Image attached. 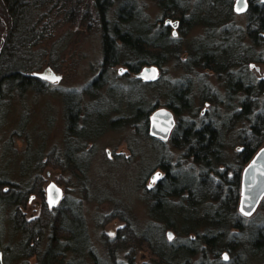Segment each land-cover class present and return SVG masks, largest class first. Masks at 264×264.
Segmentation results:
<instances>
[{"label":"trees","instance_id":"1","mask_svg":"<svg viewBox=\"0 0 264 264\" xmlns=\"http://www.w3.org/2000/svg\"><path fill=\"white\" fill-rule=\"evenodd\" d=\"M155 1L163 15L181 20L182 28L189 30L196 24H202L215 28L213 34L217 36V25L230 19L234 12L233 0H202L204 2L199 8L207 3L212 13L218 15L209 24L204 19L212 18L206 16L203 10L201 15L196 13V7L186 16L191 9L189 0ZM82 5V0H0V124L12 102L23 99L28 93L37 94L50 89L49 82L34 76V73L44 63V55L39 48L50 34L49 24L54 11L57 23L60 19L75 22L86 16H95L102 32V72L82 89L83 93L93 94L101 86L98 82L105 70L120 64L123 59L135 74L146 66H163L170 56L181 62L188 73L198 67L214 73L223 81L226 92L219 99L217 92L208 88L209 91L202 93V100L225 104V114L215 112L208 119L196 120L190 78L172 84V91L166 95L165 106L178 118L170 143L183 149L185 156L192 158L193 165L200 167L199 171L192 174V181H184L177 171L181 163H177L173 170L169 160L163 157L159 167L164 170L165 176L152 189H145L152 203V217L163 223L161 227L176 230L187 239L182 244H168L164 238L148 234L141 235L140 239L150 243L158 264H189L192 256L199 252L198 244H204L205 249L203 262L197 264H207L205 258L208 253L217 258L224 250L234 251L241 241L236 234H231L232 229L241 234L247 232L250 226L244 224L236 206L240 195V170H232L225 161V131L232 124L248 125L239 132V141L244 145L242 152L237 154L241 166L252 159L264 139V79H255L248 69L250 63H264V0H252L246 14L245 29L234 25L222 28L219 33L225 40L222 43L227 44L231 39V46L214 44L210 48H202L197 44L188 51L189 57L185 60H181L179 46L170 36L169 28L162 26L154 30L155 26L145 16L138 0H91ZM83 8L86 9L85 15H82ZM113 10L114 17L111 16ZM246 38L248 42H245ZM135 81L142 82L140 79ZM155 83L147 82V85L155 87L159 84ZM79 94L76 90L71 91L66 100L65 150L59 154L50 152L46 161L42 154H38L37 161L35 159L33 163L40 171L45 165H54L62 169L72 168L76 175L83 176L84 160L93 151L91 148L90 152H86L88 145L96 142L103 129H99L100 119L89 121ZM157 108V105H141L128 116L109 117L106 123L111 128L136 126L138 131L148 134L150 115ZM185 114L190 117H185ZM26 122L24 118L22 128ZM17 131L21 136L23 131ZM222 165L226 169H221ZM228 169L233 173L231 178L227 177ZM13 186L0 192V222L6 209L12 208L13 228L21 237L15 244L3 247L7 263L22 261V264H30L31 258H34V264H104L92 247L79 201L68 196L57 207L44 203L41 214L27 220L20 214V207L30 193L37 191L43 195L42 187L38 185L37 178L23 187ZM167 211H175L179 215L167 217ZM112 214L108 220L118 217L116 212ZM256 227L257 231L248 244L264 253V223ZM134 232L129 225L120 231L125 237L120 235L111 240V244L125 247L131 242L129 239L137 238L138 234ZM0 234L3 237L2 223ZM190 235H195L198 242H194ZM110 264L134 262L133 259L127 262L112 260Z\"/></svg>","mask_w":264,"mask_h":264},{"label":"rangeland","instance_id":"2","mask_svg":"<svg viewBox=\"0 0 264 264\" xmlns=\"http://www.w3.org/2000/svg\"><path fill=\"white\" fill-rule=\"evenodd\" d=\"M90 1L82 0L83 5H87ZM138 1L149 22L155 26L154 30H159V27L162 26L169 28L170 36L179 46L178 52L181 54V60L188 58V51L197 44L202 48H210L214 44L231 46V39L226 44L222 43L225 40L219 36L223 27L234 25L242 30L246 27L247 16L233 12L230 19L217 25L218 36L213 34L215 28L202 24H196L186 30L185 27H181V20L163 15L157 1ZM235 1L233 0V8ZM203 2L202 0H189L191 9L187 11L186 16L188 17L191 10L196 7V13H203V10L206 16L212 18L204 19L211 24V21L215 20L218 15L212 13L207 3L199 8ZM114 10L111 13L112 17H114ZM85 11L86 9L83 8L82 15L86 14ZM54 14L56 15V11ZM55 15L51 17L49 24L50 34L39 48L40 53L44 55V63L37 72L51 68L61 76V80L55 83L49 82V90L37 94L28 93L23 99L18 98L12 102L6 115L2 118L0 124V184H2V188L0 187V192L14 187L13 185L23 187L25 184H31L37 178L43 195L37 191L30 193L25 204L20 207V214L27 220H33L41 214L43 204H49L47 188L51 183H55L62 190L63 199L61 201L69 196L72 200L80 202L92 247L99 258L103 259L104 264H110L112 260L127 262L129 259H133L134 264H158L157 258L152 255L154 253L150 248V243L140 239L141 235L160 236L168 244H182L187 238L176 230L161 227L163 223L152 217L150 213V204L152 203L149 196L146 195L145 189H152L165 176L164 170L159 167V161L163 157L169 160L173 170L177 163H181L177 171L184 181H192V174L198 172L200 167L193 165L192 158L185 156L183 149L173 147L170 139L162 141L152 137L150 132L146 134L145 131H138L136 126L131 125L111 128L108 127L106 119L128 116L141 105L144 107L153 105H157L158 108L167 107L165 106L166 95L172 91L174 87L172 84L186 78H190L193 83L192 97L197 121L208 119L214 116L215 112L225 114V104L218 105L202 100V93L209 91L208 88L217 92V98H223L226 92L222 84L223 81L219 80L214 73L205 72L199 67L194 72L188 73L181 62L170 56L163 66H157L159 76L155 82L159 84L153 87L147 85V82L138 74L133 73L123 59L120 64L105 70L98 82L101 86L96 88L97 90L95 89L93 94L83 93L82 89L94 82L102 72V32L95 16H86V18H80L75 22L61 20L60 18L63 17L61 16L57 23ZM169 19L172 22L178 21L179 25L177 27L171 24L166 25V21ZM245 42H248L247 38ZM259 49H257L258 54ZM250 64H254L252 69L250 67L248 69L255 79H264V63L253 62ZM135 79H140L143 83H138ZM75 90L80 92L79 95L86 107L85 112L88 114L89 121L100 119L99 129L102 128L103 132L97 136L96 142L88 145L86 152L88 150L90 152L91 148L93 151L90 155H86V161L84 160L86 165L82 177L76 175L69 167L62 169L54 165H45L40 171L35 168L33 163L35 159L37 161L38 154H42L43 160L46 161L50 152L59 154L65 150V105L70 92ZM184 116L190 117L189 114ZM24 118L27 122L22 128L21 122ZM176 119L178 120L177 117ZM232 125L225 131L223 153L226 163L230 164L232 170H240L239 191L241 193V173L245 164L241 166L237 157V154L244 148V145L239 141V132L244 127L246 129L248 125L238 123ZM17 130L23 131L20 133L21 136ZM93 134L95 135L96 132ZM82 141L83 139L78 143ZM263 147L264 139L257 151ZM220 168L226 169L225 165ZM157 173H160V176L156 180H152V177ZM232 176L233 173H230L228 169L227 177L231 178ZM3 180L6 183H3ZM216 180L217 182L221 181ZM239 205L240 195L236 205L238 211ZM12 211V208L6 209L2 217L3 221L0 222L3 230V237L0 234L2 247L15 244L21 238L20 233L14 231L11 220ZM114 212L118 217L108 220V217ZM239 214L244 219V224L250 226L247 232L241 234L232 229L231 234H236L240 239V246L232 252L222 251L217 258L214 254L208 253L205 263L264 264L262 250L250 247L248 244V240L257 231L256 226H262L264 223V199L252 216H243L240 211ZM175 215L179 214H176L175 211L165 212L167 217ZM129 225L135 230L134 233L138 234L137 238L129 239L131 242H128L130 244L125 247L118 243L117 245L113 242L111 244V240L120 237V235L123 236L122 238L125 237L123 234L125 231L123 233L120 231ZM190 236L194 242H198L195 235ZM45 241L44 239L43 244ZM198 248L199 252L192 256L189 264H197L202 261L204 244H198ZM225 255L227 259H225ZM128 256L130 258L127 259ZM7 261L5 264H22V261H9L8 263ZM34 263L35 259L31 258L30 264Z\"/></svg>","mask_w":264,"mask_h":264},{"label":"water","instance_id":"3","mask_svg":"<svg viewBox=\"0 0 264 264\" xmlns=\"http://www.w3.org/2000/svg\"><path fill=\"white\" fill-rule=\"evenodd\" d=\"M248 5L246 0H236L235 10L238 13L246 11ZM166 23H172L177 27L179 22L167 20ZM140 78L148 83L155 82L158 79L159 72L157 66L144 67L138 74ZM34 76L44 79L48 82H59L61 76L56 74L51 68H46L43 72H35ZM47 77V78H45ZM59 79H56V78ZM177 119L175 113L167 107H159L150 115L149 132L154 138L167 141L171 138L176 127ZM160 176L157 173L152 177L156 180ZM54 185V184H53ZM60 190V194L62 190ZM264 199V147L260 148L254 155L252 161L248 164L242 174V188L240 194L239 211L246 217H250L259 207ZM226 257V255H225ZM0 264H5L4 250L0 239Z\"/></svg>","mask_w":264,"mask_h":264},{"label":"flooded vegetation","instance_id":"4","mask_svg":"<svg viewBox=\"0 0 264 264\" xmlns=\"http://www.w3.org/2000/svg\"><path fill=\"white\" fill-rule=\"evenodd\" d=\"M251 2H252V0H246V3H247V5H248V7H247V9H246V11H244V12H241V13H238V12H236V10H235V3H236V1L234 2V12L236 13V14H247V12L249 11V8H250V5H251ZM169 24H171V25H173L172 23H166V25H169ZM179 25V24H178ZM254 64H249V67L252 69L254 66H253ZM257 70H258V68H256ZM254 157V156H253ZM253 157H252V159H253ZM252 159L250 160V161H248L247 163H245V165H244V168H243V170H242V173H241V188H242V174H243V172H244V170H245V168L248 166V164L252 161ZM54 184V185H53ZM58 187H57V185L55 184V183H51L50 184V186H48V188H47V192H48V198H49V204H50V207H57L59 204H60V201L63 199V197H62V193L60 194V190H58L57 189ZM241 194V193H240ZM244 216V215H243ZM170 236V235H169Z\"/></svg>","mask_w":264,"mask_h":264},{"label":"snow or ice","instance_id":"5","mask_svg":"<svg viewBox=\"0 0 264 264\" xmlns=\"http://www.w3.org/2000/svg\"><path fill=\"white\" fill-rule=\"evenodd\" d=\"M45 78H47V77H45ZM56 79H59V78L57 77ZM170 238H171V237H170ZM225 259H227V257H225Z\"/></svg>","mask_w":264,"mask_h":264},{"label":"bare ground","instance_id":"6","mask_svg":"<svg viewBox=\"0 0 264 264\" xmlns=\"http://www.w3.org/2000/svg\"><path fill=\"white\" fill-rule=\"evenodd\" d=\"M153 66V65H152ZM146 67H150V66H146ZM144 68V67H143Z\"/></svg>","mask_w":264,"mask_h":264}]
</instances>
